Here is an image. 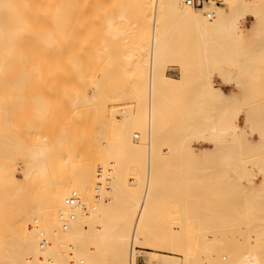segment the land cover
<instances>
[{"label":"bare ground","instance_id":"bare-ground-1","mask_svg":"<svg viewBox=\"0 0 264 264\" xmlns=\"http://www.w3.org/2000/svg\"><path fill=\"white\" fill-rule=\"evenodd\" d=\"M111 3L115 11L92 7L104 10L95 47L109 54L87 79L76 51L95 11L79 15L76 0H0V264H70L71 253L74 264H264V105L244 114L235 103L264 75V0L203 10ZM47 49L63 53L48 132L54 103L42 94L25 125L13 118L31 83L51 75ZM175 63L178 78L167 73ZM109 77L125 81L109 91ZM124 91L130 105L117 109ZM73 194L86 210L66 205Z\"/></svg>","mask_w":264,"mask_h":264},{"label":"rangeland","instance_id":"rangeland-1","mask_svg":"<svg viewBox=\"0 0 264 264\" xmlns=\"http://www.w3.org/2000/svg\"><path fill=\"white\" fill-rule=\"evenodd\" d=\"M77 2H79V4H80V2L82 3V1L83 0H81V1H78V0H76ZM85 1H87V2H89V3H86V5H88L89 6V8H91V15H93L94 14V11H95V18L94 19H92V18H88V20L89 19H91V21L93 22H91V24H92V26H93V28H91V27H87V20L85 19V23L84 22H82V24H84V26H85V24H86V27H85V29H87V30H89L90 31V29H93V32H92V34L94 35H92V34H90V33H87L88 34V37L86 36V34L84 35V36H86V37H81V39H83V40H86V38L87 39H89V40H86V41H83L84 42V45L85 46H83V42H80V44L83 46V48H81L82 46L81 45H79V47L81 48H78V49H80V50H78V51H76V54H78V57L80 58V60L81 61H83V63H85V67H82V68H80L79 69V72L80 73H82L87 79H90V78H96L97 77V75H98V73L101 71L100 70V68L102 67V65H103V63H105L104 61H105V59H106V57L108 56V54L109 53H107V56H105L106 55V52L105 51H103L102 49H100L99 47H95V45L97 46V43L99 42V40L102 38L101 36H102V31H103V29H101V28H103L102 26L104 25V24H102L101 22L102 21H104V20H102V21H100V19H103V17L102 18H99L98 19V16L99 15H102L101 13H103L104 12V10H103V12H102V10H101V8L99 9V11L101 12H99V13H97V9L96 10H94L93 11V9H92V7H98V6H101V4H103L102 6H104V8L103 9H105V6H106V8H107V10H108V8H110L109 7V5H111V7L114 5L113 3H111V2H116V4H117V2L119 3V2H124V4H125V2H126V4L128 3V5H130L129 4V2H134L135 0H132V1H130V0H85ZM90 1H92V4H94V6H91L90 7V5H91V3H90ZM101 2V4H97V3H100ZM109 2V3H108ZM84 3V4H85ZM107 3V4H106ZM78 4V5H79ZM83 4V5H84ZM95 4H97V6L95 5ZM113 4V5H112ZM115 4V5H116ZM125 4V5H126ZM134 4V5H133ZM81 5V4H80ZM79 5V6H80ZM83 5H81L82 7H83ZM121 5V4H120ZM133 5V7L134 8H136V5H135V3H131V6ZM77 6V5H76ZM79 6H77V7H79ZM88 6H85V7H83V8H85V9H83V8H81V11H82V9L84 10V12H86V13H79V15H81V16H83L84 14H89L90 15V13H87V11H90V10H88ZM124 6V5H123ZM131 6H130V9L131 10H134V8L132 7L131 8ZM116 7H117V5H116ZM129 7V6H128ZM80 8V7H79ZM78 8V9H79ZM99 8V7H98ZM76 9V8H75ZM113 9V7L112 8H110V10L109 11H111ZM116 9V8H115ZM86 10V11H85ZM106 11V10H105ZM109 11H107L108 13H109ZM113 11H115L114 9H113ZM77 12V11H76ZM134 12V11H133ZM78 13V12H77ZM83 14V15H82ZM97 14H99V15H97ZM105 14V13H104ZM110 14V13H109ZM78 15V16H79ZM91 15L89 16V17H91ZM103 16V15H102ZM106 16H109L108 14H106ZM106 16H104L105 18H106ZM87 17V16H86ZM93 17V16H92ZM100 17V16H99ZM82 18V17H81ZM104 18V19H105ZM80 19V18H79ZM251 18L250 17H248V19H247V27H246V29H245V34L247 35V36H251V33H250V31L248 30V27L250 26V24H251V21L252 20H250ZM249 20V21H248ZM83 21V20H82ZM81 22V21H80ZM82 24H80V25H82ZM89 25H90V22H89ZM81 28H82V26H81ZM83 29V28H82ZM84 29V30H85ZM100 29H101V32H100ZM81 31H83V30H81ZM92 31V30H91ZM85 32H86V30H85ZM101 33V34H100ZM82 34H84V31H83V33ZM99 34L101 35L100 37H99ZM92 35V36H91ZM98 37V38H97ZM92 38V40H90ZM96 39H97V41H96ZM82 41V40H81ZM89 41H95V44H94V42L93 43H90ZM85 42H86V44H85ZM87 43H89L88 44V46H86L87 45ZM98 45H99V43H98ZM92 46H94V47H92ZM92 47V48H91ZM95 49H97V50H101V52H99L100 53V56L103 58H101V60H99V58H98V51L97 52H95L94 50ZM251 49H252V47L249 49V52L251 51ZM82 50H87V51H82ZM253 50V49H252ZM105 52V53H103V52ZM117 53L118 51H113L112 52V54L113 53ZM97 53V57L95 56V54ZM101 53H103V54H101ZM114 53V54H115ZM75 54V56H77ZM119 54V53H118ZM40 55L41 56H43L44 58H46V59H48L49 61H52V64H53V67H52V72H51V75L49 76V78L46 80V84H37V85H35V84H32L31 83V85H30V87H29V89L27 90V96H26V100L25 101H23V103H21L20 105H17L16 107H14L13 108V118L14 117H17V118H19V119H21V121L24 123V125L27 123V121L29 120V119H31V114H32V112H33V106H34V102H33V99H34V96L35 95H37V94H42V95H44L48 100H51V102H53L54 103V105H53V107H52V113H53V115H52V118H51V120H52V122H50V120L48 121L47 120V122L45 123V127H44V130L46 131V132H48L50 129H51V123H52V125H54V127H52V129H55V125H56V120H57V116L59 115V113H60V110H61V105L59 104V100L62 98V89H61V85H60V80H59V69L57 68V63L60 61V59H61V57L63 56V53H60V52H58V51H56V50H54V49H47V50H44V51H42V52H40ZM104 55V56H103ZM95 56V57H94ZM77 57V58H78ZM98 58V59H97ZM102 60H103V62H102ZM102 62V63H100V62ZM102 64V65H101ZM106 64V63H105ZM172 64V63H171ZM169 67H174V68H176V71H173V72H169V70L167 71V73L168 74H171V76H173V78H178L179 76H181V74H180V72H181V70H180V68L176 65V63L175 64H173L172 66H169ZM112 68V67H111ZM112 69H114V68H112ZM112 69H110V67H109V69H108V71L110 72L109 73V75H111V73H114L113 71L114 70H112ZM178 72V73H177ZM264 75L262 76V78L260 77L259 79H260V81L261 82H258V83H255V82H257V81H255L254 83L252 82L251 84H249V83H245V85H244V87L247 89V95H245L244 97L239 93V91H237L236 90V92L239 94L238 95V100L235 102L238 106H240L241 107V110L243 111V113L244 114H246L247 112H248V108L249 107H251V106H253V105H256V104H259V106H263L264 105ZM251 81H252V79L251 78H249ZM259 79H258V81H259ZM249 80V81H250ZM123 81H125V79H120V78H113V77H109V78H107V83L109 84L108 86L110 87L109 89V91H111L113 88H115L116 87V85H118V83H122ZM215 82V83H214ZM213 83L215 84V85H220V81L217 79V77H215V78H213ZM85 86H87V87H85ZM91 87V85H89L88 83L86 84V82H85V84L84 85H82V88H80V91L82 90H84L83 88H85V90L86 91H90L89 90V88ZM228 90V89H227ZM256 90H258L259 91V95H255V94H253V92L254 91H256ZM241 95V96H240ZM127 96H128V93L126 92V91H124V93H123V97H124V99L125 100H122V101H119L118 103V106L116 105V108L118 109V108H127L130 104H129V101L128 100H126L127 99ZM255 100H256V102H255ZM257 101H259L258 103H257ZM253 102H254V104H253ZM117 118H121V116L120 115H118L117 116ZM243 120V118L241 117V121ZM86 122V121H85ZM26 127V126H25ZM26 129H27V127H26ZM84 145V147H86V150L88 151V150H90V146L91 145H89V144H83ZM88 145V146H87ZM91 151V150H90ZM89 153V152H88ZM91 158H94V157H91ZM98 168H99V166H97ZM253 168H254V165L252 166ZM97 168V169H98ZM99 174V173H98ZM17 176H19V174H17ZM260 177V176H259ZM258 177V179H257V184H259L260 183V181H261V177L259 178ZM188 190V189H187ZM191 190V189H190ZM189 190V191H190ZM175 194H177L176 192H174ZM97 193H95L94 194V197H95V195H96ZM186 194V193H185ZM192 193H187L186 195H184V194H182L181 195V193H179L178 194V196L179 195H181V198L185 201V199H186V201L187 202H189L190 200L192 201V200H195V199H197V197H196V195L194 194H192ZM172 195H174V194H172ZM171 195V196H172ZM175 196V195H174ZM177 195L175 196V197H178ZM174 197V198H175ZM184 197V198H183ZM178 198H180V197H178ZM177 198V199H178ZM176 199V198H175ZM174 199V200H175ZM189 200V201H188ZM191 201L189 202V203H191ZM174 203V202H173ZM176 205V203L175 204H172L171 206H175ZM177 206V205H176ZM192 206V205H191ZM222 206H223V204H222ZM91 207V206H90ZM90 207H89V210H88V212L90 213V212H92V210L90 209ZM190 207V206H189ZM221 207V206H220ZM223 208V207H222ZM191 209H192V207H191ZM221 209V208H220ZM176 217V216H175ZM174 217V218H175ZM172 225H173V227H177L179 224V221H176L175 219L174 220H172ZM180 226V225H179ZM222 229H224V228H221V229H219V231H222ZM224 230H226L227 231V228L226 229H224ZM223 232H225V231H223ZM223 234V233H222ZM221 234V235H222ZM210 236V237H209ZM208 236V242H211V241H213V240H210L209 241V239H212L213 237V235H209ZM224 236V235H223ZM222 236V237H223ZM220 237V236H219ZM225 240H229V238L228 239H226L225 238ZM148 250H154V251H157V250H155V249H153V248H147ZM144 252H147V250H145V249H142ZM72 258L70 259V264H74L75 263V261H74V253H71V255H70ZM137 264H145L144 263V257L143 256H140L139 258H138V260H137Z\"/></svg>","mask_w":264,"mask_h":264},{"label":"built area","instance_id":"built-area-1","mask_svg":"<svg viewBox=\"0 0 264 264\" xmlns=\"http://www.w3.org/2000/svg\"><path fill=\"white\" fill-rule=\"evenodd\" d=\"M185 4L195 10H203L208 5H223L225 3V0H184ZM206 17L209 20H212L213 15L211 13H206ZM66 205L67 206H80L78 199L75 194L70 196L68 199H66ZM83 210H86L85 206H80ZM71 220H73V217H71ZM67 229V225H64V230ZM48 244V240L44 236V234H41V247H45Z\"/></svg>","mask_w":264,"mask_h":264}]
</instances>
